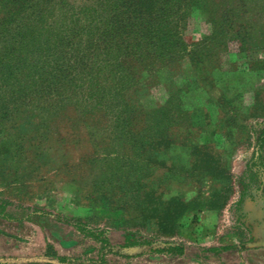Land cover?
<instances>
[{
  "label": "rangeland",
  "instance_id": "374dc122",
  "mask_svg": "<svg viewBox=\"0 0 264 264\" xmlns=\"http://www.w3.org/2000/svg\"><path fill=\"white\" fill-rule=\"evenodd\" d=\"M196 1L180 59L156 74L129 63L136 76L108 85L107 108L43 99L0 122V257L149 243L183 252L105 260L264 264V0ZM233 5L244 44L218 29Z\"/></svg>",
  "mask_w": 264,
  "mask_h": 264
},
{
  "label": "trees",
  "instance_id": "16d2710c",
  "mask_svg": "<svg viewBox=\"0 0 264 264\" xmlns=\"http://www.w3.org/2000/svg\"><path fill=\"white\" fill-rule=\"evenodd\" d=\"M196 2L0 0V122L31 102L42 108L43 99L53 107L62 104L58 98L65 102L80 96L93 107L107 108L108 85L122 86L121 81L136 76L129 63L142 67L145 62L147 72L156 74L180 59L186 50L181 25ZM238 6L221 9L218 29L228 42L244 44L249 41L250 23L235 18ZM187 53L198 67V53ZM70 82L81 83L70 86ZM6 135L0 136V144L7 143L1 139L11 140ZM163 252L182 254L183 250L107 243L98 258L82 259L58 255L49 245L41 256H3L0 264H120L108 263L105 255L131 258Z\"/></svg>",
  "mask_w": 264,
  "mask_h": 264
}]
</instances>
